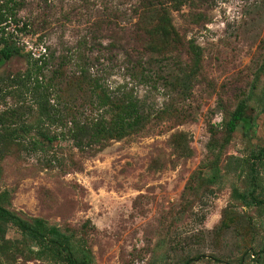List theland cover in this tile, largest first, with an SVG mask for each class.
Wrapping results in <instances>:
<instances>
[{
  "label": "rangeland",
  "instance_id": "rangeland-1",
  "mask_svg": "<svg viewBox=\"0 0 264 264\" xmlns=\"http://www.w3.org/2000/svg\"><path fill=\"white\" fill-rule=\"evenodd\" d=\"M10 5L0 0V12L6 9L3 35L20 49L0 65V120L7 125L1 136L34 122L33 104L20 81L26 52H53L55 65L83 41L80 50L98 58L94 66L103 69L107 85L131 87L149 120L139 132L98 149L84 140L79 149L68 135L47 143L37 130L19 131L0 143L6 206L82 236L93 264H182L198 254L217 261L190 264H264V254L251 255L264 243V212L245 203L247 170L241 164L240 173L237 160L264 144V112L255 99L264 80V0H194L174 9L167 4L178 42L141 34L150 21L139 0ZM158 6H153L155 17ZM187 42L200 51L199 70L182 94L165 79L185 62ZM138 60L151 76L145 83L128 75L130 63ZM247 94L251 128L246 135L233 132L215 157L207 143L210 138L221 143L222 121ZM210 125L218 131L214 138ZM39 131L50 135L65 127L52 123ZM30 137L42 143L41 150L33 148ZM213 163L218 177L209 185L204 178ZM257 171L255 194L261 196L264 158ZM85 221L88 227L82 230ZM4 237L25 243L9 225ZM7 264L53 263L21 255Z\"/></svg>",
  "mask_w": 264,
  "mask_h": 264
},
{
  "label": "trees",
  "instance_id": "trees-1",
  "mask_svg": "<svg viewBox=\"0 0 264 264\" xmlns=\"http://www.w3.org/2000/svg\"><path fill=\"white\" fill-rule=\"evenodd\" d=\"M11 2L10 7L20 6L24 0H3ZM44 3L46 0H42ZM147 10L150 25L142 29L141 34L145 36H159L161 38H170L178 42L179 32L173 26L171 18L168 15L167 4L171 9L178 8V5L184 2L194 0H139ZM167 3V4H166ZM158 6L160 14L155 17V5ZM157 10V9H156ZM6 9L0 12V65L9 60L18 53L20 49L8 37L3 35L1 24L6 21ZM10 21L15 19L9 17ZM26 25H23L25 28ZM176 37V38H174ZM86 46V43L80 42L76 45L74 52L67 59L60 58L54 65L53 52L39 53L33 56L30 51L26 52V68L20 76L22 87L27 89L29 95L28 101H31L34 107V122L32 126L22 125L17 129H6L3 135L0 134V143L16 138L19 131L37 130L38 136L47 143L52 140L64 138L66 135L72 140L74 146L81 148L82 141L88 145L102 148L111 139H120L122 137L139 132L149 120V114L145 111L139 99L133 94L132 88L125 86H116L110 88L105 79L103 69L95 68L94 63L98 58L84 54L79 46ZM93 49L92 46H87ZM154 50V47L152 49ZM185 62L175 71L169 70L170 79H165L166 83L174 91L186 94L190 82L198 74L200 51L192 43H186L184 52ZM70 67H64L69 65ZM98 63V62H97ZM100 65V64H99ZM69 68L70 71H67ZM128 75L132 80L145 83L150 79L148 68L144 67L143 61L130 63ZM122 86V87H121ZM251 96V95H250ZM249 94L244 95L229 111L227 117L222 121L220 130L222 133L221 143L217 144L210 138L207 143V151L217 157L226 144L230 136L237 129H240L242 135H246L251 128L252 117L246 113L248 107L247 100ZM259 105V110L264 112V80L259 95L255 97ZM78 101V107L74 101ZM1 117V113H0ZM66 117L68 119H66ZM67 120L66 122L64 120ZM52 123H56L60 128L65 127V132L58 133L43 132V127L48 128ZM7 128L4 121L0 120V129ZM41 130L42 132H40ZM210 135L218 133L213 126L208 127ZM29 143L33 148L41 150L42 143L30 137ZM90 148V147H89ZM264 158V144L256 151H251L248 158H238V170H243L241 164H244L247 170V182L250 189L244 193L248 197L246 204H252L260 207L264 212V195L258 196L255 190L258 187L257 165ZM218 177V168L213 163L210 165V172L204 178L206 184H213ZM241 194V197H243ZM7 193L0 191V264L12 263L17 256L31 257L33 259H44L53 264H93L90 248L85 239L80 235H75L74 231L60 229L57 226L48 225L40 217H22L7 206ZM11 226L20 235V241H25L23 246H19V241H12L4 237L6 226ZM88 227V221H85L82 230ZM257 253L264 254V243L257 252L252 251L251 255ZM203 258H210L204 254H198L185 259L182 264H190Z\"/></svg>",
  "mask_w": 264,
  "mask_h": 264
}]
</instances>
